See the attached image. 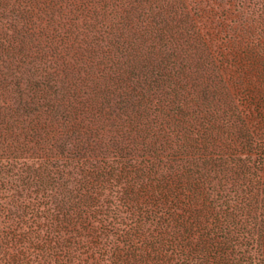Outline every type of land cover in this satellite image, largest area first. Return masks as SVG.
Segmentation results:
<instances>
[{"label": "trees", "instance_id": "1", "mask_svg": "<svg viewBox=\"0 0 264 264\" xmlns=\"http://www.w3.org/2000/svg\"><path fill=\"white\" fill-rule=\"evenodd\" d=\"M203 1L0 0V264H264V0Z\"/></svg>", "mask_w": 264, "mask_h": 264}, {"label": "rangeland", "instance_id": "2", "mask_svg": "<svg viewBox=\"0 0 264 264\" xmlns=\"http://www.w3.org/2000/svg\"><path fill=\"white\" fill-rule=\"evenodd\" d=\"M221 0H217V4L219 5V7L217 6V7H215V10H213L212 12H210V10L208 9V7H207V5H209L210 3H208L207 2V5L204 3V1L203 2H201L202 3V5H201V7H206V11H205V15H206V17L207 18H205L204 20H203V23H204V25L206 26L205 27V29H207V28H209V27H211V28H213V27H216V26H214V25H211L210 24V21H212L213 23H218L217 24V28H221V26H220V24H219V22H221V20H222V16L224 15V12L222 13L221 12V10H220V6H223V4H220L219 2H220ZM222 2V1H221ZM222 30V29H221ZM220 30V31H221Z\"/></svg>", "mask_w": 264, "mask_h": 264}]
</instances>
